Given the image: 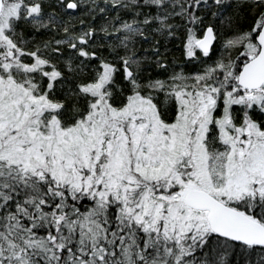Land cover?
I'll use <instances>...</instances> for the list:
<instances>
[{
  "label": "snow or ice",
  "instance_id": "1",
  "mask_svg": "<svg viewBox=\"0 0 264 264\" xmlns=\"http://www.w3.org/2000/svg\"><path fill=\"white\" fill-rule=\"evenodd\" d=\"M0 264H264V0H0Z\"/></svg>",
  "mask_w": 264,
  "mask_h": 264
}]
</instances>
